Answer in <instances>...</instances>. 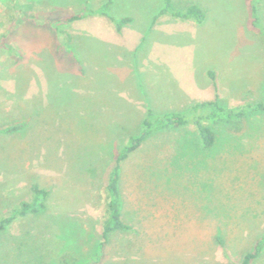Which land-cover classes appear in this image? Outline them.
Instances as JSON below:
<instances>
[{"label":"rangeland","instance_id":"rangeland-1","mask_svg":"<svg viewBox=\"0 0 264 264\" xmlns=\"http://www.w3.org/2000/svg\"><path fill=\"white\" fill-rule=\"evenodd\" d=\"M107 1L0 0V127L25 125L0 133V217L28 200L33 183L50 193L45 214L1 235L0 264L95 256L107 171L147 108L264 99V33L248 27L247 0H174L180 9L200 5L202 24L155 20L163 0H111L112 17L131 19L120 31L100 14L62 32L50 27ZM254 1L264 25V0ZM68 35L77 56L58 48ZM211 129L210 149L187 126L146 140L122 163L121 214L132 230L110 239L99 264H239L254 251L264 234V113L238 130L226 122ZM20 241L41 246L35 260L18 253ZM249 264H264V246Z\"/></svg>","mask_w":264,"mask_h":264},{"label":"trees","instance_id":"trees-1","mask_svg":"<svg viewBox=\"0 0 264 264\" xmlns=\"http://www.w3.org/2000/svg\"><path fill=\"white\" fill-rule=\"evenodd\" d=\"M247 3L251 8L250 18L247 23L248 27L256 32L264 33V25L259 15L258 8L255 5V1L247 0ZM110 4L111 0H108L98 10H85L81 14L71 15L62 21L50 23V27L54 28L55 31L62 32L61 27L66 23L80 20L87 16L100 14L106 17L108 21L115 26L117 31H120L124 25L131 22V19L129 17L119 19L112 17L108 13ZM176 4L174 0H163L162 8L154 19L156 20L161 15H169L174 19L192 21L196 24H202L205 21L206 14L203 8L197 3H189L182 9L176 7ZM16 14L17 16L20 15V11L18 10ZM72 38V35H68L66 42L58 43V48H67V50L77 56V51L74 48H70L69 45ZM209 76L215 88L213 73L210 72ZM258 113H264V99L232 108L223 107L216 100L199 101L188 106L184 111L170 110L160 114L153 112L150 107L147 108L145 115L137 123V126H135L134 129L131 128V130L126 133L125 140L122 139L119 141L120 146L117 149L114 162L107 171L105 185L102 190L105 200L106 219L102 224L100 244L95 256L91 260L81 264H99L102 258V248L108 244L110 239L115 234L129 233L132 230V228L122 220V201L119 190L120 169L122 163L126 161L132 153L137 151L146 140L161 133L192 126L195 128L199 144L202 148L210 149L214 144V133L211 126L223 122L233 123L235 129L238 130V125L242 123L245 118ZM24 128V123L9 122L0 127V133H16L22 131ZM29 193L28 200L19 202L9 211L7 216L0 217V237L14 221L22 218L37 217L48 211L50 193L47 189L40 187L37 183H33L30 185ZM216 240L221 241L219 237H216ZM24 245L27 244L20 241L16 249L18 253H28L30 258L34 256L33 260H35L37 258L35 254L39 253L41 246L37 241H34L31 247ZM263 246L264 234L257 240L254 251L245 254L239 264H249L258 256Z\"/></svg>","mask_w":264,"mask_h":264}]
</instances>
